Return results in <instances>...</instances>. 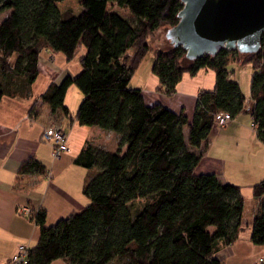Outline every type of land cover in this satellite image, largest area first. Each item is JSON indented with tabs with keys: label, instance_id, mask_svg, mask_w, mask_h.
Wrapping results in <instances>:
<instances>
[{
	"label": "trees",
	"instance_id": "16d2710c",
	"mask_svg": "<svg viewBox=\"0 0 264 264\" xmlns=\"http://www.w3.org/2000/svg\"><path fill=\"white\" fill-rule=\"evenodd\" d=\"M62 1L0 0V12L9 11L0 22V100L29 95L42 50L69 62L84 46L81 71L50 83L30 112L48 106L70 119L64 97L74 85L82 100L71 120L116 133L119 142L113 151L87 142L76 156L75 164L95 170L82 189L84 209L49 226L44 210H32L39 239L27 248L26 264H224L215 253L238 239L244 199L239 186L195 169L219 112L231 120L248 114L264 144V33L254 54L222 48L188 62L180 46L152 51L148 44L160 28L177 24L181 0H82L78 14L60 11ZM112 6L125 7L130 18ZM150 51L157 91L166 96L184 75L214 73V87L198 94L191 119L146 104L141 89L129 86ZM231 61L251 66L249 101L232 78ZM44 172L32 157L18 169ZM251 189L257 205L250 240L264 247V178Z\"/></svg>",
	"mask_w": 264,
	"mask_h": 264
},
{
	"label": "crops",
	"instance_id": "0c3cea01",
	"mask_svg": "<svg viewBox=\"0 0 264 264\" xmlns=\"http://www.w3.org/2000/svg\"><path fill=\"white\" fill-rule=\"evenodd\" d=\"M44 51L39 54L38 75L29 95L4 96L0 100V264H7L20 246L32 248L39 239L35 222L19 214L18 208L25 205L33 211L44 210L48 226L80 212L89 203L82 189L95 170L75 164L76 156L87 142L95 148L110 151L115 150L119 142L116 133L98 127L80 126L71 120L82 100V95L76 94L77 101L73 107L66 103L68 94L72 93L73 96L75 93L71 86L64 97V106L69 111L70 119L62 116L60 111L52 113L48 106H39L36 111L30 112L50 83H59L66 75H72L65 64L64 55L62 57L49 49ZM202 71L205 70H200L193 77L184 75L172 96L157 91L161 84L156 76H148L152 82L150 86L145 83L135 88L141 89L146 104L159 103L175 113L183 112L191 119L198 94L214 87V76L206 71L200 74ZM40 77L43 83L35 92ZM249 99L250 95L246 101ZM49 126L61 127L67 136L68 151L58 158L52 156V144L41 138L42 131ZM201 150L203 157L196 167L197 174L213 173L220 183L237 185L240 191L242 182L252 187L264 178V144L257 139L248 114H240L221 130H215L213 137L202 145ZM31 157L45 167L43 174L18 173L20 164ZM226 169L230 172L226 173ZM253 199L250 200L251 214L247 219L242 212L238 239L231 246L222 247L215 253V257L224 264H256L264 254V247L256 246L250 240L257 205ZM50 264L68 263L56 259Z\"/></svg>",
	"mask_w": 264,
	"mask_h": 264
},
{
	"label": "water",
	"instance_id": "95a60500",
	"mask_svg": "<svg viewBox=\"0 0 264 264\" xmlns=\"http://www.w3.org/2000/svg\"><path fill=\"white\" fill-rule=\"evenodd\" d=\"M178 22L165 32L190 62L220 49L254 54L264 33V0H181Z\"/></svg>",
	"mask_w": 264,
	"mask_h": 264
},
{
	"label": "rangeland",
	"instance_id": "374dc122",
	"mask_svg": "<svg viewBox=\"0 0 264 264\" xmlns=\"http://www.w3.org/2000/svg\"><path fill=\"white\" fill-rule=\"evenodd\" d=\"M81 1L82 0H63L62 2L58 3V7H59L60 11L71 10L74 14H78L81 11ZM111 10L115 11L116 13L120 14L121 16H123L125 18H130V13L125 7L112 6ZM8 14H9V11L0 12V22L5 17H7ZM166 30H167V27L166 28H160L156 32V35L148 41V44L152 48V51L167 50V49H170L172 47L171 44L169 43V41L165 37ZM231 51L235 52L236 50H231ZM41 52H45V51L42 50ZM58 54H60V56L63 57L62 53L58 52ZM85 54H86L85 47L80 46L77 49V52H76L74 59L69 61V62L65 61V64H67V66H68V68L71 71L73 76L81 71V66L79 64V60ZM150 61L153 62V54L151 53V51L148 52L146 54V56L142 59L140 67L137 69V71L135 72L134 76L132 77V79L129 83L130 87H139L140 85H146V84L148 86L151 85L152 82H150V80L148 79V76L151 78H155V76L151 75V72H150V63L151 62ZM146 64H147V69L145 70ZM228 69L233 72L232 77H233V79H235L239 83V87H240V90L242 91L243 95H245L246 98L249 97V95H250L249 94L250 93V81H251V73H252L251 66L249 64H240V63H236L235 61H231L228 64ZM204 72L205 71H202L200 74H205ZM206 72H208V74H211L212 76H214V73L212 71L208 70ZM200 76H203V75H200ZM38 80L39 81H38V83H36V86L34 89L35 92L41 87V84L43 83L42 77H40V79H38ZM153 80H156V79H153ZM71 88H72L71 90H74L75 93L73 96H72V93L68 94V97L66 99V103L67 102L70 103V105H71L70 107H73L74 103H76V101H77L76 94H79V96H80V95H82V93L74 85H72ZM55 127L62 129L59 126H55ZM221 128H223V127H218L215 125L212 128V130L210 131L207 140L211 139L213 137L215 130H221ZM195 171H196V169H195ZM225 172L229 173L230 170L226 169ZM243 179H245L244 181H248V180H246V178H243ZM242 183H243L242 184L243 186L241 187V194H242L243 199H244L243 215H244L245 219H247L248 215L251 214L252 203L250 200L253 198V196H252V192H251V187L248 184H245V182H242Z\"/></svg>",
	"mask_w": 264,
	"mask_h": 264
},
{
	"label": "built area",
	"instance_id": "2783aa9c",
	"mask_svg": "<svg viewBox=\"0 0 264 264\" xmlns=\"http://www.w3.org/2000/svg\"><path fill=\"white\" fill-rule=\"evenodd\" d=\"M231 121V117L224 112H219L215 116V125L218 127H224ZM41 138L43 141L52 144V156L58 158L61 154L68 151L67 147V136L64 130L49 126L42 131ZM18 213L23 216H30L32 209L28 206H20ZM27 263V248L20 246L7 264H26ZM256 264H264V254L257 260Z\"/></svg>",
	"mask_w": 264,
	"mask_h": 264
}]
</instances>
